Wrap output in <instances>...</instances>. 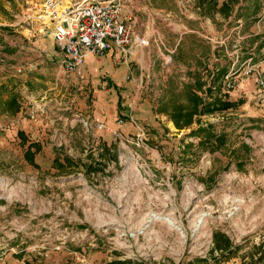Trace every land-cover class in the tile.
Wrapping results in <instances>:
<instances>
[{
  "label": "rangeland",
  "instance_id": "rangeland-1",
  "mask_svg": "<svg viewBox=\"0 0 264 264\" xmlns=\"http://www.w3.org/2000/svg\"><path fill=\"white\" fill-rule=\"evenodd\" d=\"M41 1L0 0V41L14 43L17 48L7 54L20 61L8 69L0 58V83L15 88L20 105L15 116L0 107V264H264L263 240L254 241L264 229V99L254 78L242 74L247 64L264 71V0L238 6L232 0L224 18L218 0L215 11L207 0L205 16L190 0L153 3V9L174 14L180 29L166 28L164 51L157 25L149 23V52L142 58L153 78L158 81L161 70L188 78L183 65L191 57L179 52L175 59L171 38L183 27H199L197 17H204L207 97L228 101L231 92L237 98L234 107L211 114L214 133L225 137L221 148L188 147L198 139L190 130L171 126L159 137L144 124L150 150L84 131L79 115L96 122L98 87L92 76L77 82L59 69L58 59L47 58L28 35L33 22L25 14ZM222 68L237 72L228 94L211 88ZM151 82L152 76L149 89ZM125 101L119 99L117 111ZM34 104L45 105L44 116L30 118ZM29 143L40 147L36 166L24 157ZM151 215L174 226L148 222ZM215 232L227 237L228 250L215 249Z\"/></svg>",
  "mask_w": 264,
  "mask_h": 264
},
{
  "label": "crops",
  "instance_id": "crops-1",
  "mask_svg": "<svg viewBox=\"0 0 264 264\" xmlns=\"http://www.w3.org/2000/svg\"><path fill=\"white\" fill-rule=\"evenodd\" d=\"M72 0H68L71 2ZM161 0H132L124 9L123 17L129 20L133 25V30L136 34L143 37H148L150 31L148 30L149 23H155L157 25L156 37L163 46V50L167 51V47L163 44L162 39L164 33L167 31V27L176 25L173 23L175 20V15L168 12L166 8L153 9V3H158ZM166 1V0H165ZM183 0H174V2H182ZM185 1V0H184ZM193 5H196L195 9L201 11V15L205 16V7L203 0H190ZM207 1V0H205ZM232 0H218V6L222 2H231ZM236 6L242 4V0H235ZM247 3L246 0H244ZM199 5H202L199 7ZM142 12V13H141ZM145 14L146 18H143ZM220 16V15H219ZM142 17V18H141ZM224 18L223 16H220ZM233 18V14L231 15ZM230 15L225 18L226 23L231 20ZM199 19V27L195 29L184 28V31L173 32V37L171 38V44L173 46L172 51H175L174 58H177L179 52H186L190 55L183 65L188 73V78L186 80L175 77L174 75H167L168 70L162 71L163 75H159L160 79L157 81L153 78V74L150 73L146 62L143 60L142 55L145 51L149 49L147 47L142 49H135L132 55L127 61H120L116 53H107L102 57H96L91 54L85 56L84 64L74 73L70 74L78 80H83L85 76H92L95 80L94 85L98 87L95 92V104L96 110L93 112V118L96 122H103L105 131H97L101 133L104 138H112V134L117 132L120 139H124L129 135L135 134V128L127 122V117L132 116L136 118L139 122L146 124L149 130L158 133L159 137L165 132L171 130L173 124L168 120L167 116L163 113L157 112L159 107V99L163 95L166 89L168 79L170 77L177 78L180 82H190L194 83L197 80L200 83V88L196 93L200 96V93L204 91L205 85V72L207 71V25L204 17H197ZM41 28V30H39ZM186 28V29H185ZM44 29V31H42ZM176 30H180L177 29ZM28 35L32 36L39 48L45 51V56L51 58L55 56L58 59V68L62 69V55L54 46L52 39V26L50 24L41 25L37 22H33L31 29L27 30ZM42 31V32H40ZM161 32V34L159 33ZM22 34V31L20 32ZM159 34L161 36H159ZM175 34V35H174ZM162 38V39H161ZM185 40H189L185 42ZM42 41H48L47 46L43 45ZM168 44L169 42L166 41ZM1 45H3L1 47ZM17 46L11 42V44L4 45V39L0 41V58L3 66L6 68H13L18 65L20 61L17 59L18 56L8 55L7 52H12ZM43 48V49H42ZM18 52V50H17ZM163 56V53H160ZM212 57L213 54H210ZM45 57V58H46ZM165 62V58L162 57ZM47 60V59H46ZM205 74V75H204ZM151 88L149 89L148 84L151 81ZM250 82V81H248ZM6 83V82H5ZM83 84V83H82ZM155 85L160 87L159 91L154 89ZM243 86L241 85L240 88ZM94 94V93H93ZM131 95V99L128 96ZM142 99L141 97H143ZM214 96V94H213ZM237 96L233 95L231 92L227 96L228 101H236ZM119 99L126 101L122 104V109L117 111V103ZM141 101V103H139ZM204 101V100H203ZM211 101V100H210ZM149 102L152 103L149 104ZM123 117L124 122L118 123L117 119ZM58 119H62L59 116ZM174 127V126H173ZM190 130V129H186ZM177 131V130H176ZM183 131V130H181ZM168 136V133L165 135ZM103 138V140H105Z\"/></svg>",
  "mask_w": 264,
  "mask_h": 264
},
{
  "label": "built area",
  "instance_id": "built-area-1",
  "mask_svg": "<svg viewBox=\"0 0 264 264\" xmlns=\"http://www.w3.org/2000/svg\"><path fill=\"white\" fill-rule=\"evenodd\" d=\"M131 1L77 0L64 3L63 0H42L28 8L25 19L43 26L47 24L52 26L51 35L54 46L62 55V69L65 73L72 74L84 64L87 54L102 57L107 53H116L118 59L125 62L135 49H142L149 45V40L136 34L131 22L123 17L124 9ZM236 23L240 28L241 21L238 19ZM250 60L251 58L248 61ZM215 61L216 59H214ZM167 62L169 60L165 59V63ZM234 66L235 63L232 64V67ZM236 74L237 72L232 68L221 78L219 85H213L211 88L215 90L218 87L221 94H228L236 85ZM242 74L254 78V82L259 91L263 93L264 99V71L257 66L247 64ZM204 79V91L200 93V97L204 101H210L211 99L207 97L206 93L207 78ZM64 110L70 111V107L66 106ZM45 113L44 104H34L30 110V118L44 116ZM211 116L202 117L206 119L203 121H212L210 120ZM79 117L84 131L89 135L105 128L103 123L93 122L82 115ZM126 119L135 128V134L121 140L150 150L146 144L147 131L144 124L132 116H128ZM117 122L123 123V117H119ZM112 135L120 139L117 132ZM197 140H190V142L196 143ZM257 240H263L264 243V229L258 231L254 238V241Z\"/></svg>",
  "mask_w": 264,
  "mask_h": 264
},
{
  "label": "trees",
  "instance_id": "trees-1",
  "mask_svg": "<svg viewBox=\"0 0 264 264\" xmlns=\"http://www.w3.org/2000/svg\"><path fill=\"white\" fill-rule=\"evenodd\" d=\"M203 1L207 3V1ZM208 2L212 10L215 11L217 0H210ZM229 8V2H223L217 11L221 16L226 17L230 12ZM225 74L226 71L223 70V68L218 70L215 78L216 82H218L217 85H219L221 78ZM199 88L200 83L197 80H195L194 83H184L180 82L174 76L170 77L166 89L159 99L157 112L165 114L177 131L190 129L188 135L199 139L196 146L189 143L188 147L210 146L219 149L224 145L225 137L222 135H216L210 122L208 120L204 122L202 117L211 115L215 111L222 112L223 110H228L235 105L230 101H222L220 98H216L217 96L215 98L214 96L211 97L210 102L203 101V99L196 93ZM5 94L7 95L6 98H4ZM210 96L212 95L210 94ZM17 98L18 94L15 92V88L9 87L8 83H0V107L3 112L11 111L15 116L20 108ZM17 134L23 137L22 132H18ZM39 150L40 147L38 144L29 143L24 152V157L34 166H36L34 155L37 154ZM53 164L62 168V165L57 158H54ZM66 164L68 165L69 163L67 162ZM212 243L215 249L219 251L229 249V240L220 232L213 233Z\"/></svg>",
  "mask_w": 264,
  "mask_h": 264
},
{
  "label": "bare ground",
  "instance_id": "bare-ground-1",
  "mask_svg": "<svg viewBox=\"0 0 264 264\" xmlns=\"http://www.w3.org/2000/svg\"><path fill=\"white\" fill-rule=\"evenodd\" d=\"M204 215H202L198 222L200 223L203 219ZM152 220H165L166 222H168L171 226H174L173 225V222L169 219V218H162V217H159V216H156V215H151L150 219L148 220V222H151Z\"/></svg>",
  "mask_w": 264,
  "mask_h": 264
}]
</instances>
